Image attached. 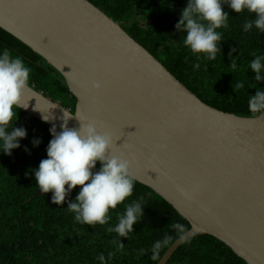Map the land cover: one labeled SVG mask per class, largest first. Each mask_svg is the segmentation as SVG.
Here are the masks:
<instances>
[{"label": "water", "instance_id": "95a60500", "mask_svg": "<svg viewBox=\"0 0 264 264\" xmlns=\"http://www.w3.org/2000/svg\"><path fill=\"white\" fill-rule=\"evenodd\" d=\"M0 28L56 69L77 99L73 113L29 84L21 110L57 131L64 112L69 128H79L77 115L97 121L135 181L189 222L157 264L205 235L264 264V112L242 117L205 104L88 0H0Z\"/></svg>", "mask_w": 264, "mask_h": 264}, {"label": "trees", "instance_id": "16d2710c", "mask_svg": "<svg viewBox=\"0 0 264 264\" xmlns=\"http://www.w3.org/2000/svg\"><path fill=\"white\" fill-rule=\"evenodd\" d=\"M100 8L202 102L225 113L253 117L263 112L249 111V98L264 82L254 79L249 68L254 55H264V32L255 27L245 32L243 25L252 14L229 13L228 27L218 29L222 39L220 52L214 61L197 60L183 44L185 33L176 29L188 0H88ZM9 50L13 57L22 58L30 68L29 84L37 92L66 109L75 112L77 99L71 95L64 77L45 59L0 28V52ZM235 49V52L232 51ZM237 69L230 67L231 60ZM200 68L194 69V63ZM243 81V88H236ZM18 111V110H17ZM16 127L27 131L20 147L11 155L0 150V264H101L97 256H105V264H157L168 249L180 238L173 227L183 226V235L191 226L162 197L135 181L133 195L117 209L110 210L106 225L89 226L74 221L67 202H75L79 186L66 198L64 205L51 203L52 193H42L34 171L47 158V147L53 139L50 128L19 110ZM15 122V121H14ZM59 132V131H58ZM39 140L38 146L33 141ZM27 149V150H26ZM101 165L97 163V171ZM142 198V199H141ZM140 201L144 214L127 238L118 237L106 229L117 223V213L125 204ZM167 238V243L163 241ZM121 240L124 248L116 250L112 241ZM161 241L157 259L151 260L153 245ZM143 250V254L141 252ZM109 252L115 255L108 259ZM168 264H247L229 247L213 236H197L183 244Z\"/></svg>", "mask_w": 264, "mask_h": 264}, {"label": "clouds", "instance_id": "9594fccd", "mask_svg": "<svg viewBox=\"0 0 264 264\" xmlns=\"http://www.w3.org/2000/svg\"><path fill=\"white\" fill-rule=\"evenodd\" d=\"M224 5L237 14H252L243 25L245 32L254 27L264 32V0H188L175 27L186 34L182 38L183 44L197 60L214 61L220 52L218 42L222 33L218 29L227 28L229 18ZM193 67L199 69L200 64L194 63ZM230 67L237 69L234 59ZM249 68L255 73L256 81L264 82V55H254ZM30 71L22 58L13 57L7 49L0 52V150L4 154L11 155L20 147V140L27 136L26 129L15 125L19 110L29 107L24 103V93L29 87ZM93 87L99 89L101 85L96 83ZM235 87L243 88L244 82L237 81ZM248 103L250 112H264V90L257 89ZM71 117L64 112L61 131L58 132L55 126L50 128L53 139L47 147V158L33 170L35 181L42 193H52L51 203L55 205H64L66 198L79 186L75 202H67L74 221L89 226L106 225L112 218L110 210L117 209L133 195L135 179L131 174V163L123 154H115L112 134L104 131L97 121L81 119L77 115L79 128H69ZM43 119L45 122L49 120L45 115ZM39 143V140L33 141L34 146ZM98 162L101 167L97 171ZM143 215L142 203L133 200L125 204L122 213H117V223L106 230L127 238ZM173 227L183 239V226L177 223ZM112 243L117 251L124 248L121 240L114 239ZM163 243H167V238ZM161 247V241L155 242L151 260L157 259L156 253ZM141 252L143 254V250ZM114 255L115 252H109L108 259ZM97 259L105 264L103 253Z\"/></svg>", "mask_w": 264, "mask_h": 264}]
</instances>
